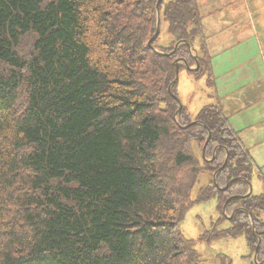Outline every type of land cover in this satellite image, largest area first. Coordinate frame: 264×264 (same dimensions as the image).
<instances>
[{"label":"trees","instance_id":"1","mask_svg":"<svg viewBox=\"0 0 264 264\" xmlns=\"http://www.w3.org/2000/svg\"><path fill=\"white\" fill-rule=\"evenodd\" d=\"M158 1L0 0V264H202L179 225L213 198L221 218L198 241L244 236L264 264V192L236 197L255 167L216 95L199 4L163 0L158 54ZM181 41L199 42L196 115H177L179 81L169 92L174 63L196 65ZM216 173L240 180L223 191Z\"/></svg>","mask_w":264,"mask_h":264},{"label":"crops","instance_id":"2","mask_svg":"<svg viewBox=\"0 0 264 264\" xmlns=\"http://www.w3.org/2000/svg\"><path fill=\"white\" fill-rule=\"evenodd\" d=\"M197 2L204 18L202 40L212 58L216 95L229 126L240 132L241 142L250 152L255 181L262 183L264 192V181L261 180V177L264 178V0ZM252 39H256L263 57H258L257 62L240 60L238 63V58L232 61L242 51L241 47H246V41ZM194 47L197 54L199 42ZM231 74L235 77L243 75L230 82L227 79ZM201 80L200 85L204 88L206 79ZM238 82H243L241 87L229 91L230 86ZM209 102L205 100L203 105ZM243 113V119L238 120ZM250 113L253 115L250 116Z\"/></svg>","mask_w":264,"mask_h":264},{"label":"rangeland","instance_id":"3","mask_svg":"<svg viewBox=\"0 0 264 264\" xmlns=\"http://www.w3.org/2000/svg\"><path fill=\"white\" fill-rule=\"evenodd\" d=\"M264 16V15H263ZM166 25L162 23L161 25V38L159 40L160 45H167L171 38L168 37L166 32ZM256 39L246 41V47H241L242 51L237 53L232 61L238 58V63L240 60H248L252 62H257L258 57H263V51L260 50L258 43L255 42ZM248 57V58H245ZM237 63V64H238ZM184 67V65H181ZM264 74V73H262ZM216 76L218 74H215ZM223 75V74H222ZM243 74H238L234 76L233 74L227 79L230 82L242 78ZM203 80H195L192 78L187 69L183 68L179 75L178 84V95L181 103L188 108L191 114L196 115L198 111L203 107L204 101L207 99L200 82ZM243 82H238L237 85L232 84L230 90H235L241 87ZM248 114V113H245ZM253 113H250V116ZM238 120H242L244 113L239 115ZM197 155H200V151L197 150ZM211 179L209 176L202 175L199 182L195 188L192 190L191 195L193 198L196 197L200 188L204 186ZM256 175H253L251 185L253 187V194L258 195L263 192L262 183L255 181ZM255 181V184L253 182ZM229 216V215H228ZM221 218V214L218 211V200L213 198L211 200L205 201L201 204H197L192 209H190L185 219L180 223L179 230L181 234L187 239L194 241V248L202 256V264H251L254 263V256H251V250L247 245V241L244 236L235 239H220L212 243H202L199 242V237L206 231L215 228L218 220ZM229 227V222L225 221L218 226V229H226Z\"/></svg>","mask_w":264,"mask_h":264},{"label":"water","instance_id":"4","mask_svg":"<svg viewBox=\"0 0 264 264\" xmlns=\"http://www.w3.org/2000/svg\"><path fill=\"white\" fill-rule=\"evenodd\" d=\"M162 2H163V0H159L158 3H157V5H156V13H157V27H156V33H155V35L151 38V40H150L149 43H148V46H149L150 48H152V49H153L156 53H158V54H163V53H161V52H159L158 50L154 49V48H153V43L158 39V37H159V35H160V32H161L162 18H161L160 5H161ZM181 45H187V46L190 48V50H192L193 52H195V50H193V48H192V46H193L192 43H191V42H187V41H181V42L177 43L176 46H175V50H174V52H175V51H176ZM174 52H173V53H174ZM168 55H169V54H168ZM193 59H194V61H195V63H196V68H191V67H189L188 62H187L186 59H178V60L174 63L175 80H174V82L171 84V86H170V88H169V92H170V94H172V88L174 87V85H176V84L178 83V81H179V75H180V66H181V63H183L184 66H185V67L187 68V70H189V71H193V70H195V69H197V68L199 67L196 56H194ZM178 102H179L180 108H179V111L177 112V115L180 113V111H181V109H182V103H181V101L179 100ZM195 123H197V122H194V123H192L191 125H193V124H195ZM209 139H210V134H209L208 142H209ZM208 142H207V143H208ZM205 150H206V146H205L204 149H203V155H204V156H205ZM226 162H227V161H225V163H226ZM219 171H221V170H219ZM216 176H217V173L214 175L213 180H214V182L216 183V186L219 187V186L217 185V178H216ZM241 179H242V178H241ZM237 180H240V179H232V180L226 185V187H224V188H220V187H219V189L225 191V190H227V189L229 188V186H230L232 183H234V182L237 181ZM248 189H249V190H248V192H247L245 195H243V196H236V197H239V198H245V197L250 196V195L253 193V187H252L251 183H248ZM223 212H224V214H226V205H225L224 208H223ZM234 215H235V214H233V215L231 216V218L234 217ZM248 215L251 216V213H248ZM254 261H255L256 264H259V263H258V254H257V251H256V253H255V255H254Z\"/></svg>","mask_w":264,"mask_h":264}]
</instances>
